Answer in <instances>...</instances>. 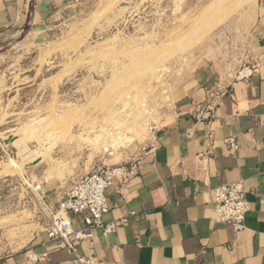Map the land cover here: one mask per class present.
<instances>
[{"label":"rangeland","instance_id":"1","mask_svg":"<svg viewBox=\"0 0 264 264\" xmlns=\"http://www.w3.org/2000/svg\"><path fill=\"white\" fill-rule=\"evenodd\" d=\"M239 1L87 0L47 33H0V256L25 243L40 190L52 198L107 157L102 132L160 125L185 82L224 84L250 66L259 0ZM212 4L229 14L196 32ZM146 138L113 142L114 156Z\"/></svg>","mask_w":264,"mask_h":264},{"label":"crops","instance_id":"2","mask_svg":"<svg viewBox=\"0 0 264 264\" xmlns=\"http://www.w3.org/2000/svg\"><path fill=\"white\" fill-rule=\"evenodd\" d=\"M83 1L0 0V33H47ZM248 47L245 63L257 71L223 84L226 95L210 123L195 122L190 110L204 100L211 83L198 77L175 91L174 105L160 121L156 149L145 157L136 177L107 191L111 209L105 221L127 220L116 232L76 243L75 251L63 241L49 240L46 228L63 189L52 198L50 189H43L38 193L43 203L32 212L25 243L1 254L0 264H264V0H259ZM134 151L132 147L119 156L93 160L72 170V178L100 163L124 162ZM234 182L242 183L250 205L244 229L238 232L217 219L212 195V189ZM73 222L80 229L82 216H74ZM29 251L49 256L32 263Z\"/></svg>","mask_w":264,"mask_h":264},{"label":"built area","instance_id":"3","mask_svg":"<svg viewBox=\"0 0 264 264\" xmlns=\"http://www.w3.org/2000/svg\"><path fill=\"white\" fill-rule=\"evenodd\" d=\"M257 71L255 65L245 66L237 72L235 79L244 80ZM227 87L221 83L205 89V98L194 102L190 110V116L195 122L210 123L216 117L217 107L226 95ZM119 128V127H118ZM114 125L102 132L100 137L103 143V152L108 157L114 156L113 139L121 130ZM159 125L149 126L146 139L138 143L136 150L124 162L115 165L101 163L91 169L90 172L65 188L63 196L58 203V209L46 228L47 237L51 241H63L75 251V244L82 241H93L97 234L107 236L116 232L120 224L127 220L105 221V216L110 212L111 206L107 191L114 185H124L139 174L143 160L156 149V139ZM212 138V135H210ZM231 149L236 145L233 139L226 141ZM121 148V147H119ZM120 151V149H119ZM212 153V149L208 151ZM214 209L219 221L228 223L235 231L244 229L246 216L250 210L241 182L227 183L212 189ZM82 216V227L74 229L73 217ZM48 252L37 253L29 251L27 259L32 263H38L48 259Z\"/></svg>","mask_w":264,"mask_h":264},{"label":"bare ground","instance_id":"4","mask_svg":"<svg viewBox=\"0 0 264 264\" xmlns=\"http://www.w3.org/2000/svg\"><path fill=\"white\" fill-rule=\"evenodd\" d=\"M239 1V0H238ZM248 2V1H252V0H240L237 4H242L243 2ZM254 1V0H253ZM215 3V2H214ZM225 3V2H224ZM223 4V3H222ZM236 4V3H235ZM236 4V5H237ZM213 5V4H212ZM224 5V4H223ZM238 6V5H237ZM218 8V5H213L209 11H207V13L205 14V16L203 17L202 19V22L199 24L198 28L196 29V32L204 29V30H207L209 29V27L211 25H213L215 23V17L217 18V20L223 18V17H226L227 14H229V8L227 7H221L219 9H216ZM216 11L218 12L219 11V14L216 13ZM217 14V16H216ZM224 20V19H222ZM221 20V21H222ZM219 22V21H217ZM223 22V21H222ZM197 34V33H196ZM202 34V33H201ZM194 37V36H193ZM195 39V38H194ZM190 41V40H189ZM192 41V40H191ZM190 41V42H191ZM195 41V40H194ZM193 43V42H192ZM147 115V114H146ZM146 117V116H145ZM147 118V117H146ZM154 121H156V119H154ZM119 124V121L117 122ZM121 123V122H120ZM123 124L126 126V124L123 122ZM137 127H135L134 130H130V128H123V127H120L119 128L121 129L117 134L116 136L114 137L113 139V142H115V144L119 146H124V147H128L130 146L131 144L137 142V141H142L145 137H146V134L148 133V129H149V126H150V123L148 120L146 119H143L141 120L139 123H137ZM123 125V126H124ZM116 127V125H114ZM118 128V127H116ZM118 128V129H119ZM100 139V138H99ZM102 142V141H101ZM101 145V144H100ZM116 145V146H117ZM117 148V147H115ZM10 166V165H9ZM8 166V167H9ZM13 167V166H12ZM7 168V167H6ZM4 168V169H6ZM14 168V167H13ZM12 169V168H11ZM8 170V169H7Z\"/></svg>","mask_w":264,"mask_h":264}]
</instances>
